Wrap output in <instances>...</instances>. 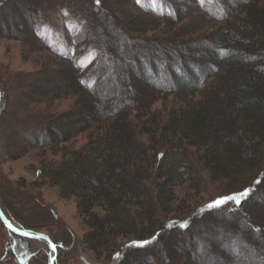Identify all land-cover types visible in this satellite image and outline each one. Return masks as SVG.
Segmentation results:
<instances>
[{"label": "trees", "instance_id": "16d2710c", "mask_svg": "<svg viewBox=\"0 0 264 264\" xmlns=\"http://www.w3.org/2000/svg\"><path fill=\"white\" fill-rule=\"evenodd\" d=\"M3 2L8 0H0V6ZM203 2L202 8L204 4L208 7ZM222 3L216 16L212 13L215 18L204 35L178 38L171 30L186 17L167 4L170 11L161 24L170 25L175 36L170 42L177 44L173 50L168 49L171 45L164 48L163 66V57L156 59L159 52L130 60L134 72L131 102L122 100L120 89L110 80L107 83L102 61L109 49L97 42L98 56L84 76L70 62L71 67L60 65L56 71H45L42 110L38 114L22 110V120L12 118L22 138L16 147L57 151L62 144L85 135L81 147L42 162L37 172L41 183L58 187L62 198H75L78 216L89 229L79 245L98 259L101 253L108 261L105 264H152L134 260L129 252L145 248L166 233L182 234L189 229L196 215L187 216L189 220L179 218L187 209L177 202L176 191L181 187L199 192L210 184L228 186L229 191L211 199L210 205L227 197H236L239 203L227 200L206 208L208 213L225 212L220 219L234 216L244 206L255 208L261 203L264 207V0ZM28 9L33 14L25 18L32 27L41 5ZM130 27L134 33L149 28L139 20L132 21ZM27 77L18 74L12 80L19 78L18 90L24 87L32 93L37 84H31ZM171 97L170 106L167 100ZM64 98L71 99L67 109L45 112ZM4 100L3 91L0 106ZM157 101H163L161 110L155 105ZM2 124L0 119V149ZM27 130L32 131L31 137H23ZM245 191L246 196L240 195ZM8 206L0 193L6 217L32 229ZM47 212L52 227L58 217L50 208ZM5 230L7 235H0V245L11 243L7 251L13 264H36L30 262L36 253L23 261L18 256L23 244L27 246L32 239ZM49 237L56 241L52 234ZM196 244H190L189 249L172 245L170 259L179 250L187 257L183 260L194 262ZM82 256V263L88 264Z\"/></svg>", "mask_w": 264, "mask_h": 264}, {"label": "rangeland", "instance_id": "374dc122", "mask_svg": "<svg viewBox=\"0 0 264 264\" xmlns=\"http://www.w3.org/2000/svg\"><path fill=\"white\" fill-rule=\"evenodd\" d=\"M168 3L186 17L184 23L171 30L175 31L176 38L184 34L187 37L204 35L207 29H211V19L213 20V14L216 16V9L223 4L222 0H204L203 4L209 5L207 7L204 4L202 8V0H8L0 6V97L3 91L5 97L0 106V119L3 122L0 193L4 201L8 202V207L20 214L32 230L37 229L35 231L54 236L56 241L52 242L57 247L53 264H83L80 254L88 264L108 262L101 253L98 259L94 252L79 245L82 236L89 229L78 216L75 198H62L58 187L42 184L37 172L42 162L58 159L63 151L81 147L86 137L80 135L75 140L62 144L57 151L49 148L16 147V144L22 142V138L19 137L13 119L17 116L22 120V110L30 114H38L42 110V90L47 85L43 79L45 71L50 73L60 65H73L84 76L98 56V43H102V48L109 49L112 53L111 55L109 50L106 51L108 54L102 61L106 68L104 71L107 83L110 80L120 89L122 100L131 102L134 72L130 60L136 55L143 57L151 52H159L156 59L161 60L163 51H166L164 48L171 45L168 49L173 50L177 44L170 42L172 37L175 38L171 35L170 25L164 27L161 24L163 17L170 11ZM38 4L41 5V10L36 15L39 19L30 27L31 23L25 15L29 14L31 17L33 12L30 13L28 7ZM134 20L143 22L149 28L132 32L130 26ZM154 25L161 28L154 29ZM23 40L30 44L26 45ZM104 44H107V48ZM165 63L163 57L162 66ZM93 70L94 68L92 72ZM18 74L28 75L26 79L31 84H37L36 89L38 86L39 88L32 93L24 87L18 90L19 78L12 80ZM20 91L21 94H18ZM37 98L40 100L38 103L34 100ZM172 100V97L169 98L167 104L171 106ZM70 104V98L62 101L57 99L45 112L62 111ZM155 105L161 110L163 101H157ZM22 135L31 137L32 131L27 130ZM15 154L18 157L11 158ZM262 167L264 168V162ZM228 191V186L219 183L210 184L199 192L185 187L177 189V202L181 201L187 208L186 213L179 218L189 220L187 216L191 218L193 213L196 215L191 220L189 229L182 234L166 233L145 248H133L129 255L136 261L146 260L152 264H264V207H261V203L255 208L244 206L234 216L227 215V219L219 218L220 214L226 215L225 212L206 211L211 199ZM49 208L58 217L57 224L52 227L48 224V218L53 221L47 212ZM251 227L257 231H253ZM3 234L7 235L0 223V235L3 237ZM190 244H196L192 256V259H196L194 262L183 260V256L185 259L187 257L179 250L170 259L168 249L172 245L175 248L189 249ZM9 247V241L0 245V264H13V256L7 251ZM23 248V251H17L21 253L18 256L22 261L36 253L31 263L35 261L36 264H49L52 254L46 242L32 239L27 246L23 244Z\"/></svg>", "mask_w": 264, "mask_h": 264}, {"label": "water", "instance_id": "95a60500", "mask_svg": "<svg viewBox=\"0 0 264 264\" xmlns=\"http://www.w3.org/2000/svg\"><path fill=\"white\" fill-rule=\"evenodd\" d=\"M0 221L3 223L4 227L19 236L26 237L28 239H33V240H42L46 242L49 247L51 248V259L49 261V264H53V260L56 254V244L52 242V240L48 237V235L38 232L32 229H26L18 226L16 223H14L12 220L8 219L4 212L2 211L0 207Z\"/></svg>", "mask_w": 264, "mask_h": 264}, {"label": "snow or ice", "instance_id": "6c2138e0", "mask_svg": "<svg viewBox=\"0 0 264 264\" xmlns=\"http://www.w3.org/2000/svg\"><path fill=\"white\" fill-rule=\"evenodd\" d=\"M97 2H98V0H97ZM138 2H139V0H138ZM247 194H248L247 191H245L244 193H241L240 195L246 196ZM227 200H236V197H227V198H224L221 200H217L213 203V205H210V207H213V206L218 207V206L222 205L223 203H225ZM236 202L239 203V200H236ZM147 243H148V241L143 242V244H147Z\"/></svg>", "mask_w": 264, "mask_h": 264}, {"label": "bare ground", "instance_id": "6f19581e", "mask_svg": "<svg viewBox=\"0 0 264 264\" xmlns=\"http://www.w3.org/2000/svg\"><path fill=\"white\" fill-rule=\"evenodd\" d=\"M97 10H99V8H98ZM2 224H3V223H2Z\"/></svg>", "mask_w": 264, "mask_h": 264}]
</instances>
